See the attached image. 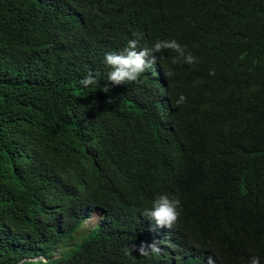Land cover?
<instances>
[{"label": "trees", "instance_id": "obj_1", "mask_svg": "<svg viewBox=\"0 0 264 264\" xmlns=\"http://www.w3.org/2000/svg\"><path fill=\"white\" fill-rule=\"evenodd\" d=\"M132 1H91L89 24L101 27L123 12L152 46L175 39L205 52L166 113L147 78L121 90L104 81L103 69L80 66L54 0H0V264H158L150 248L143 255L132 247L150 244L134 227L108 240L68 222V203L78 188L89 193L88 179L105 200L130 191L131 171L126 160H112L110 134L129 140V151L131 143L152 154L165 149L188 165V148L196 161L194 149L201 150L239 198L264 202V0H140L133 8ZM150 6L155 19L147 22L142 12ZM172 52L154 53L165 65ZM90 73L98 83L83 87ZM136 92L143 94L138 125L125 115ZM180 94L186 100L177 105ZM134 204L137 220L144 212ZM192 208H179V219Z\"/></svg>", "mask_w": 264, "mask_h": 264}, {"label": "clouds", "instance_id": "obj_2", "mask_svg": "<svg viewBox=\"0 0 264 264\" xmlns=\"http://www.w3.org/2000/svg\"><path fill=\"white\" fill-rule=\"evenodd\" d=\"M38 1L46 5L50 0ZM54 1L63 15L60 21L75 38L76 51H79L76 59L80 66L86 64L90 69H103L104 81L118 85L115 88L121 90L128 89L127 86L141 77L147 78L162 92L165 113L171 110L168 106L171 94L182 86L185 73L187 78L196 75L204 60L203 49L197 51L194 45L186 49L175 39L150 45L144 30L127 26L129 19L123 12L110 16L107 23L94 28L88 18L93 0ZM139 2L133 0L130 6L133 8ZM154 12L155 7L150 6L142 15L147 22H152ZM164 49L173 51L165 55L173 64L163 65L156 57L154 52ZM57 57L51 50L50 58L58 61ZM209 74L214 73L210 71ZM97 83L91 73L80 80L83 87ZM100 90L108 93L110 88L105 84ZM136 94L125 115L138 125L143 94ZM185 100L180 94L176 104ZM130 124L131 129L137 127ZM106 142L111 143L112 160L127 161L126 170L131 171L132 186L129 192L112 194L105 200L99 184L86 180L91 185L89 193L78 188L68 203V222L76 231L91 235L100 230L109 240L116 238L119 230L128 232L134 227L150 244L142 242L139 247H132L143 255H147L146 249L150 248L158 264H264V202L247 194L239 198L232 184L224 181L223 170L208 161L201 150L190 146L196 153V161L194 152L186 146L189 149L187 157L194 162L188 165L168 156L165 149L152 154L131 143L129 151L125 144L130 141H122L113 134ZM123 145L126 150L117 151ZM186 203L193 204V208L180 220L179 208ZM133 204L144 212L137 220L131 217Z\"/></svg>", "mask_w": 264, "mask_h": 264}]
</instances>
